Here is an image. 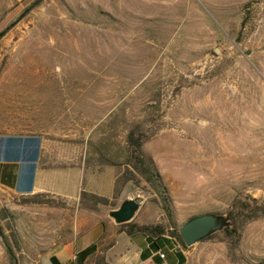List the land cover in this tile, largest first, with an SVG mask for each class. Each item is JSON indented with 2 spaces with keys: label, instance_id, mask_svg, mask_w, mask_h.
<instances>
[{
  "label": "rangeland",
  "instance_id": "obj_1",
  "mask_svg": "<svg viewBox=\"0 0 264 264\" xmlns=\"http://www.w3.org/2000/svg\"><path fill=\"white\" fill-rule=\"evenodd\" d=\"M0 35V132L18 116H49L52 137L102 164L119 161L130 128L143 123L179 230L226 212L239 194L264 198V0H0ZM18 94L54 99L18 108ZM138 198L135 222H164L138 187L117 207ZM20 245L15 264H30ZM184 254L186 264H262L264 219L235 250L209 240ZM0 264H14L3 237Z\"/></svg>",
  "mask_w": 264,
  "mask_h": 264
},
{
  "label": "crops",
  "instance_id": "obj_2",
  "mask_svg": "<svg viewBox=\"0 0 264 264\" xmlns=\"http://www.w3.org/2000/svg\"><path fill=\"white\" fill-rule=\"evenodd\" d=\"M52 99L45 94H18L15 100L18 108H38L45 104L32 102ZM44 113H50V108ZM49 118L38 114L18 116L13 131L0 132V138H17L9 152L5 144L0 147V212H8L4 221L14 226L24 246L18 254L32 261L30 264H53V258L58 264H97L100 259L107 264H160L159 252L150 250V256L142 258L151 244L146 236L140 233L129 236L110 217L112 211L122 206L111 208L108 215L103 208L98 211L81 208L82 192L112 200L122 169L100 164L93 153L79 152L76 150L82 146L79 143L67 142L56 133L52 137ZM118 151L121 155L116 162L124 163L128 146H121ZM104 172H108L110 183L106 191H101L98 182ZM37 195H46L50 204L24 203ZM91 246H95L93 253L79 259L78 254Z\"/></svg>",
  "mask_w": 264,
  "mask_h": 264
},
{
  "label": "trees",
  "instance_id": "obj_3",
  "mask_svg": "<svg viewBox=\"0 0 264 264\" xmlns=\"http://www.w3.org/2000/svg\"><path fill=\"white\" fill-rule=\"evenodd\" d=\"M150 138L151 136L146 133L143 123L132 125L126 138L128 154L125 162L118 164L115 161L106 159L103 163L104 165L125 168V170L118 173L113 199L110 200L93 193L82 192L80 195V206L82 209L88 211H98L100 207L116 208L117 201L128 186L138 187L146 192H151L153 201L159 205L163 212L164 222L140 224L133 220L130 223L122 224L121 227L131 237L137 233L147 237L148 242L151 244L149 249L144 250L142 254L144 260L150 256L148 253L151 250L155 253L161 251L165 254V259H167V262L165 261L166 263H163V260L157 254V259L160 264H186L187 261L184 251L189 249V247L185 245L180 230L177 229L174 209L163 179L153 161L145 153V145ZM16 140L17 138L11 136L0 138V147L5 144L7 146V152H9L11 145ZM46 197V195L33 196L25 199L24 203L50 204L46 200ZM213 215L218 220H221L223 226L221 230L211 233L201 242L209 240L226 242L231 250H235L240 246L243 234L248 225L264 219V198H255L250 195L239 194L233 199L226 212ZM8 217L9 214L7 211L2 210L0 212L3 243L6 251L10 255L11 262L15 264L16 254L18 251H21V245L15 232H11L10 235L6 233V228L2 222ZM94 250L95 246H91L78 254V258L86 259ZM52 262L53 264H58L56 258H53ZM97 264L107 263L104 259H100Z\"/></svg>",
  "mask_w": 264,
  "mask_h": 264
},
{
  "label": "water",
  "instance_id": "obj_4",
  "mask_svg": "<svg viewBox=\"0 0 264 264\" xmlns=\"http://www.w3.org/2000/svg\"><path fill=\"white\" fill-rule=\"evenodd\" d=\"M141 203V198L127 202L119 210L112 211L110 217L120 225L130 223L134 220ZM222 226L221 220H218L216 216L205 214L194 217L186 222L180 229V234L185 245L192 247L207 238L211 233L221 230ZM0 237H3L1 226Z\"/></svg>",
  "mask_w": 264,
  "mask_h": 264
},
{
  "label": "built area",
  "instance_id": "obj_5",
  "mask_svg": "<svg viewBox=\"0 0 264 264\" xmlns=\"http://www.w3.org/2000/svg\"><path fill=\"white\" fill-rule=\"evenodd\" d=\"M158 255L160 256V258H161L162 260L165 259V254L162 253L161 251L158 253Z\"/></svg>",
  "mask_w": 264,
  "mask_h": 264
}]
</instances>
